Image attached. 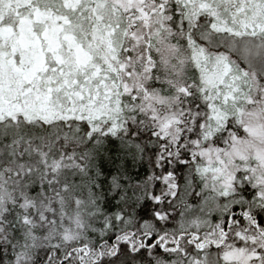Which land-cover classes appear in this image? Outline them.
<instances>
[{
    "label": "snow or ice",
    "instance_id": "1",
    "mask_svg": "<svg viewBox=\"0 0 264 264\" xmlns=\"http://www.w3.org/2000/svg\"><path fill=\"white\" fill-rule=\"evenodd\" d=\"M0 264H264V0H0Z\"/></svg>",
    "mask_w": 264,
    "mask_h": 264
}]
</instances>
